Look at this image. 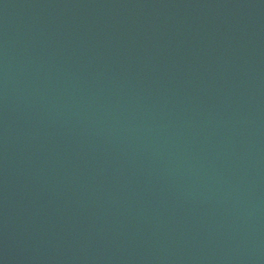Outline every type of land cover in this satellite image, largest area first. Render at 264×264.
<instances>
[{
	"label": "water",
	"instance_id": "obj_1",
	"mask_svg": "<svg viewBox=\"0 0 264 264\" xmlns=\"http://www.w3.org/2000/svg\"><path fill=\"white\" fill-rule=\"evenodd\" d=\"M0 264H264V0H0Z\"/></svg>",
	"mask_w": 264,
	"mask_h": 264
}]
</instances>
